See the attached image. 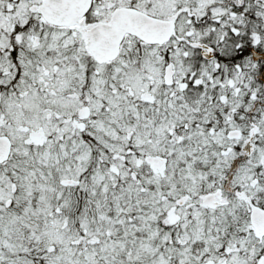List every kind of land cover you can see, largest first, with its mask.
<instances>
[{
	"label": "snow or ice",
	"instance_id": "snow-or-ice-1",
	"mask_svg": "<svg viewBox=\"0 0 264 264\" xmlns=\"http://www.w3.org/2000/svg\"><path fill=\"white\" fill-rule=\"evenodd\" d=\"M0 264H264V0H0Z\"/></svg>",
	"mask_w": 264,
	"mask_h": 264
}]
</instances>
